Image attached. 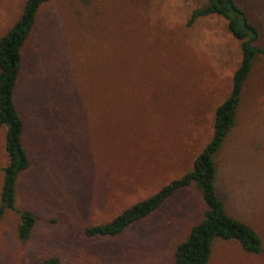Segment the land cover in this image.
I'll return each mask as SVG.
<instances>
[{
    "label": "rangeland",
    "instance_id": "rangeland-1",
    "mask_svg": "<svg viewBox=\"0 0 264 264\" xmlns=\"http://www.w3.org/2000/svg\"><path fill=\"white\" fill-rule=\"evenodd\" d=\"M24 0H0V36ZM206 0H50L21 50L14 101L30 168L15 209L36 223L17 239V212L0 220V264H172L173 246L200 215L194 188L178 191L115 239H87L191 168L209 140L214 108L231 85L238 42L219 17L185 27ZM264 48V0H235ZM0 130L1 168L5 165ZM216 186L231 215L247 217L264 243V62L246 82L236 123L217 160ZM257 189V195L246 194ZM260 193V197H259ZM261 212L256 213V209ZM207 264H264L217 242Z\"/></svg>",
    "mask_w": 264,
    "mask_h": 264
},
{
    "label": "trees",
    "instance_id": "trees-1",
    "mask_svg": "<svg viewBox=\"0 0 264 264\" xmlns=\"http://www.w3.org/2000/svg\"><path fill=\"white\" fill-rule=\"evenodd\" d=\"M50 0H24L14 23L0 36V130L3 131L5 165L1 168L0 220L15 209V185L18 176L30 168L29 157L23 147L24 122L19 115L14 92L21 69V50L33 29L39 8ZM188 8V0H182ZM219 17L225 22L230 36L238 42L240 59L231 74V85L224 99L214 108L212 132L209 140L195 155L191 168L180 177L160 187L148 198L132 204L106 223L87 226L82 234L87 239H115L127 229L158 212L178 191L194 188L202 205L198 220L192 224L171 253L172 264H207L217 242L232 243L246 255H261L264 243L261 235L243 215H231L225 206V197L219 192L217 160L236 123L246 82L254 60L264 62V48L254 43L258 30L235 0H206L187 13L185 27L198 19ZM257 191V189H255ZM251 190L246 194L257 195ZM260 197V193H259ZM253 200L256 215L261 212ZM19 223L17 239L25 242L31 233L36 217L30 212H17ZM41 264H58L56 258H46Z\"/></svg>",
    "mask_w": 264,
    "mask_h": 264
}]
</instances>
